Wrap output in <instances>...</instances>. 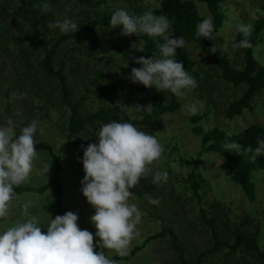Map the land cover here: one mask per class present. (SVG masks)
<instances>
[{
    "label": "trees",
    "instance_id": "obj_1",
    "mask_svg": "<svg viewBox=\"0 0 264 264\" xmlns=\"http://www.w3.org/2000/svg\"><path fill=\"white\" fill-rule=\"evenodd\" d=\"M138 0H0V30L3 36L12 39L10 46L14 47V61L17 63L19 72L17 77L22 84L27 86L28 94H31L35 101V109L41 117H49L52 108L59 103V108L67 109L66 140L65 146L80 139V134L90 131L91 136L96 140L95 133L101 123L108 122H129L139 130L152 134L159 125L160 117L167 113H173L179 109L176 96L170 94L168 102H164L165 92L152 90L147 103L153 105V111L148 114L141 112L140 115L131 116L124 110L119 111V106L113 108L98 107L90 113H83L82 104L86 94L94 91L99 100L111 101L114 93H119L125 82H132L130 79L132 68H139L132 57L144 56L150 58L152 53L158 52L156 41L163 43L162 38H150L146 34L139 37L128 36L138 43L144 42V51L129 52L125 36L121 35L122 29H111L110 18L117 9H125L129 13L143 14V8L137 5ZM227 0H160L158 8L160 15H166L170 21V34L175 38L183 37L186 42L192 43L199 52V59L190 56L185 48L176 50L175 59L181 62L197 81L195 93L203 96L202 92L210 90L216 81H222L233 88L243 87L241 96L229 102L223 111L227 120L241 116L243 111L249 109L255 97L264 90V67L261 66L253 56V50L261 43L264 19L257 18L253 22V32L250 41L253 44L251 49H234V57L242 59V65H235L227 53L220 49V42L215 35L224 26L226 15L222 8ZM134 2V3H133ZM47 3L50 11H41L42 4ZM203 4L208 10L214 23V40L210 41L195 35L196 25L205 17L197 10V4ZM259 11L264 14V1L259 6ZM155 15V12H153ZM67 16L74 20L80 27L76 33L67 35L61 34L58 29L46 27L48 21L62 19ZM159 16V15H156ZM14 32V33H13ZM14 34V35H13ZM80 38L82 46L78 49L71 45V41ZM243 37L237 31L233 40L238 42ZM217 46L216 53L212 54L209 49ZM135 51V50H134ZM133 53V54H131ZM125 56V57H124ZM127 65L117 64L119 57L127 58ZM80 58L83 62L80 63ZM101 63V68L91 70L88 65ZM116 62V63H115ZM71 64L74 68H70ZM80 73V74H76ZM105 77L107 80H105ZM72 78V79H70ZM17 85V84H16ZM78 85L83 87V94L77 99H72V88ZM137 83L129 88L130 96H126L125 105L127 108L132 104L143 102L144 91ZM18 86V85H17ZM12 89L4 92V104L6 111L11 113L10 105ZM48 93L54 94L48 96ZM107 100H106V99ZM209 109L210 100L206 101ZM56 106V107H57ZM58 108V107H57ZM207 114V113H204ZM44 116V117H43ZM135 117V119L133 118ZM139 117V118H138ZM192 124L191 133L200 138L201 153L210 152L217 154L223 160L224 176L236 184L246 201L252 203L256 196V184L253 182L255 173L264 169V156H259L252 161L253 153H245L243 149L239 154L235 151L227 152L223 148L225 142H237L242 148L257 146V138H264V127L252 124L237 134H227L219 128L210 130L203 129L198 125L202 119L200 114L190 118ZM38 151L48 153L53 162L54 168L51 171L50 180L47 185L40 188L18 186L14 188L15 197L22 192L43 193L51 188L53 191V207L64 215L65 211L61 206L63 189L57 178L60 170L59 157L54 154L52 147L43 141L35 143ZM79 145V144H78ZM200 154V153H199ZM197 164H195L196 166ZM189 184L191 196L193 195L199 204L198 216L204 226L210 231L208 248L196 252L192 247L193 241L188 227H178L172 224H161L163 216L159 215L157 206L153 210H145L146 220H153L160 223V230L149 235L140 246L133 247L126 257L114 255L109 257L117 261H128L136 253L142 250L146 244L152 241H166L169 250L175 257L176 264H264V249L255 236L249 234L245 229H238L232 223V217L222 208L220 201L214 207V212L202 207V196L200 188L204 178L193 168L183 180ZM159 185L149 179L140 181L134 194L139 197L154 198L155 191ZM178 196V195H177ZM173 197V195L171 196ZM157 199V197H155ZM175 199V198H174ZM143 200V199H142ZM223 216V219L220 218ZM264 231V207L262 210V221L259 224ZM227 230L228 236L219 229ZM167 248V249H168ZM95 252H100L94 247Z\"/></svg>",
    "mask_w": 264,
    "mask_h": 264
},
{
    "label": "rangeland",
    "instance_id": "obj_2",
    "mask_svg": "<svg viewBox=\"0 0 264 264\" xmlns=\"http://www.w3.org/2000/svg\"><path fill=\"white\" fill-rule=\"evenodd\" d=\"M160 0H138L137 5L143 8V11L155 12V15H160L158 2ZM264 0H227L222 7L225 10L224 26L215 35L218 42H220V49L223 53H227L231 60L235 61V65L241 66L242 59L234 57L232 40L237 32V25L240 23H250L257 18L264 19V14L259 11V6ZM134 3V2H133ZM197 10L199 14L205 18H211L206 7L198 3ZM14 33V32H13ZM14 35V34H13ZM172 38H175L174 36ZM261 43L253 50L255 60L264 67V29L262 31ZM13 42L3 36L0 30V127L6 126L5 122L8 118H12L17 125L16 132L19 135L20 128L27 126L33 119H37L41 115L35 109V101L31 99L32 95L28 94L27 86L22 84L17 77L19 67L14 61V47L10 44ZM126 50L135 53L131 47L134 40L131 37L126 38ZM15 44V42H13ZM71 45L78 49L82 46V40L76 38L71 41ZM185 50L190 56L199 59V52L192 43L186 42ZM131 53V54H133ZM125 57V56H124ZM83 59L80 58V63ZM117 64L127 65L129 63V56L127 58L119 57ZM115 62V63H116ZM96 65L90 64L88 67L96 71L101 68V63L96 62ZM70 68H74L71 64ZM76 74H80L77 73ZM72 79V78H70ZM105 80L107 78L105 77ZM18 86H17V85ZM133 86V82H125L119 93L112 95L111 101L99 100L94 91L86 94L85 100L82 104L83 113H90L98 107L113 108L118 105L119 111L124 110L125 113L131 116L140 115L141 112L133 111L125 105L126 96H130L129 88ZM134 87V86H133ZM140 87L141 89H138ZM7 89H12L10 105L13 108L12 112L6 111L4 104V92ZM83 87L78 85L72 88V99L77 100L83 94ZM136 89L144 91L142 97L143 102L132 104L147 106L151 91L155 88H145L141 84L136 85ZM244 88H233L222 81H216L206 90L203 96L195 93L194 89L189 91L185 98L176 97L179 103V109L173 113H167L160 117L159 125L152 135H155L157 140L164 147V152L160 161L154 162V167H158L161 171L168 172V180L166 183H161L155 191L154 198L150 196L137 197L130 200V203H135L142 213L141 223L137 225L136 231L138 235L132 240L130 250L133 247L140 246L144 240L157 231H159L160 223L153 220H146L145 210H153L156 205L149 203V197L152 199H159L157 208L159 215L164 214L161 224H174L178 227H188L193 241L192 247L196 252H200L208 248L210 241V231L208 227L204 226L199 219L197 200L190 192L189 184L184 182L187 174L195 168L199 174L204 178L202 186L199 190L202 196V207L208 209V212H214V207L219 202L222 208L227 211V215L232 217V223L238 227L243 228L249 234H252L261 243L260 246L264 249V231L260 229V222L262 221V210L264 207V169L255 173L253 182L256 184V196L252 203L246 201L240 188L227 179L223 173V160L215 153L200 151V138L191 133L192 124L190 117L180 111L183 104L197 103L200 108L199 114L202 119L198 125L203 129L210 130L212 128H219L227 134H237L252 124L264 127V90L261 91L250 104L249 109L243 111L241 116H237L232 120H227L223 111L227 104L241 96ZM48 96L54 94L48 93ZM209 98L210 105L206 106V101ZM106 99V98H105ZM170 99L169 92L164 94V102ZM107 100V99H106ZM59 103L50 112L49 117H44L38 120L37 133L34 135L35 143L43 141L52 147L55 155L59 157L60 170L57 178L63 189V196L61 198V206L67 212H73L78 215V227L87 229L93 234V245L97 247L99 238L95 236L96 228L91 224L90 217L94 215V209L90 206L83 196L81 191V181L85 175L82 158V146L86 148L89 144L97 143L91 136L90 131L80 134V139L65 146L66 140V121L68 116L67 109H60ZM111 105V106H110ZM58 108H57V107ZM207 113V114H204ZM139 118V117H138ZM43 128V134L39 129ZM79 144V145H78ZM200 153V154H199ZM50 163V170L47 174L43 172L44 165ZM176 167L173 168L172 165ZM195 164H197L195 166ZM54 168L51 156L42 151L37 150V157L33 162V170L28 180L22 186L31 188H40L48 184L50 180L51 171ZM151 175L147 177L150 178ZM131 191V190H130ZM134 194V191H131ZM173 195V197H171ZM178 195V196H177ZM175 198V199H174ZM29 203L28 212L31 215H38L40 220L38 226L42 232L47 231V226L50 219H54L59 212L53 207L54 198L51 188L39 194L35 192H22L16 196L10 207L8 216L0 219V232L5 231L8 227L14 226L16 223L24 222L28 217L22 215L23 205ZM214 206L212 208V206ZM220 218L223 219V216ZM220 227L219 229L221 230ZM225 236H228L226 229H222ZM166 241H152L145 245V247L138 251L136 255L128 261H118V264H176L175 257L169 250ZM105 251L107 257L117 255L112 250L100 249ZM216 264V262H213Z\"/></svg>",
    "mask_w": 264,
    "mask_h": 264
},
{
    "label": "clouds",
    "instance_id": "obj_3",
    "mask_svg": "<svg viewBox=\"0 0 264 264\" xmlns=\"http://www.w3.org/2000/svg\"><path fill=\"white\" fill-rule=\"evenodd\" d=\"M50 6L42 4L41 11L49 12ZM46 27L58 29L61 34L76 33L79 25L73 19L64 16L62 19L48 21ZM111 29H122L121 35L139 37L146 34L150 38H162L156 41L158 52L150 58L132 57L139 68H132L130 79L133 83L145 88H155L158 92H170L178 98H185L187 93L197 87L195 78L185 70L183 64L175 59L176 50L185 47L186 41L181 36L172 38L171 24L166 15L156 16L152 11L143 14L129 13L121 8L115 10L110 18ZM237 31L242 39L234 42V49H251L250 36L253 25L240 23ZM214 23L211 18H204L196 25L195 35L213 41ZM137 52L144 51V42L131 46ZM214 44L209 51L216 53ZM111 106V105H110ZM133 111L150 114L154 107L136 105L129 108ZM180 111L188 116L200 112L198 104H183ZM135 119V117H133ZM39 121L33 119L27 126L20 128L12 118L0 127V219L8 216L9 207L15 198L14 188L29 179L33 162L37 157L34 135ZM43 134V128L39 129ZM97 143L82 146V164L84 177L81 191L88 204L94 209L90 217L96 228L95 236L99 238L97 247L114 251L119 257L129 255L130 244L138 235L136 227L141 223L142 213L135 203L136 195L130 189L137 188L140 181L152 176L156 185L166 183L168 172L154 167L160 161L164 147L155 135L139 130L129 122L101 123L95 133ZM256 147L242 148L237 142H225L227 152L243 151L253 153L252 161L264 156V138H257ZM176 167L175 164L172 165ZM50 163L44 165L47 174ZM149 203L159 204V199L148 198ZM29 203L23 205L22 215L28 217L24 222L16 223L0 232V264H118V261L106 256L105 251L95 252L93 234L87 229L78 227V215L66 212L50 219L47 231L42 232L39 216L28 212Z\"/></svg>",
    "mask_w": 264,
    "mask_h": 264
}]
</instances>
